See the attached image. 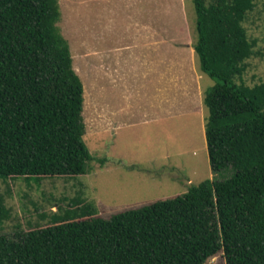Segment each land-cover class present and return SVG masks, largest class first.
<instances>
[{"label":"trees","instance_id":"1","mask_svg":"<svg viewBox=\"0 0 264 264\" xmlns=\"http://www.w3.org/2000/svg\"><path fill=\"white\" fill-rule=\"evenodd\" d=\"M210 169L229 173L108 217L74 200L47 225L0 235V264H264V81L244 82L256 0H191ZM58 0H0V180L90 171L83 86ZM10 217L0 194V227ZM43 219L47 216L43 215Z\"/></svg>","mask_w":264,"mask_h":264},{"label":"rangeland","instance_id":"2","mask_svg":"<svg viewBox=\"0 0 264 264\" xmlns=\"http://www.w3.org/2000/svg\"><path fill=\"white\" fill-rule=\"evenodd\" d=\"M57 26L83 86V141L90 171L75 177L0 180L10 217L0 235L45 226L74 200L99 216L179 196L211 171L202 105L214 84L198 69L191 0H58ZM244 27L256 39L244 82L264 81V0ZM47 216L43 219L42 216ZM207 264H225L222 255Z\"/></svg>","mask_w":264,"mask_h":264}]
</instances>
